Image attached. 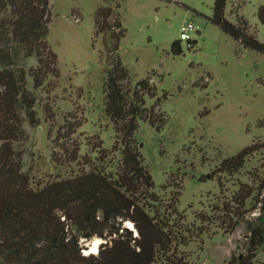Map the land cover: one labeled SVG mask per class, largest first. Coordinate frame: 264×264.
Instances as JSON below:
<instances>
[{"label": "trees", "instance_id": "trees-1", "mask_svg": "<svg viewBox=\"0 0 264 264\" xmlns=\"http://www.w3.org/2000/svg\"><path fill=\"white\" fill-rule=\"evenodd\" d=\"M51 2L0 0V264H189L180 250L189 244L178 207L181 190L174 199L154 190L136 138L140 119L160 129L166 115L160 97L151 106L146 103V95L157 94L152 77L133 85L129 69L116 55L126 35L120 3L99 6L94 17L96 35L112 42L105 90L106 112L115 127L113 147L90 135L88 151L82 153V139L73 138L81 119L67 117L56 129L64 156L54 159L76 163L78 170L37 186L24 170V152L17 144L27 136L26 120L39 122L35 91L53 90L59 76L58 54L48 40ZM228 2L215 0L210 20L241 45L264 53V41L251 31L249 20L228 16ZM257 15L264 23V3ZM188 43L193 47L196 40ZM172 49L182 53L181 41H174ZM31 58L35 64L28 63ZM49 110L46 105L44 111ZM263 149L264 141H255L224 158L217 172L239 174L248 158ZM235 185L199 218L224 233L235 232L247 220V251L232 253L228 263L253 264L259 250L264 251V166L250 170L248 180L238 177ZM253 212L258 213L249 217ZM94 237L106 241L98 252L85 255L83 242Z\"/></svg>", "mask_w": 264, "mask_h": 264}, {"label": "rangeland", "instance_id": "rangeland-1", "mask_svg": "<svg viewBox=\"0 0 264 264\" xmlns=\"http://www.w3.org/2000/svg\"><path fill=\"white\" fill-rule=\"evenodd\" d=\"M214 2L52 0L48 40L58 54L59 76L54 77L53 90L35 91L39 122L26 120L27 136L17 144L24 152V170L35 186L78 170L76 163L60 164L54 159L64 156L56 129L67 117L81 119L73 138L82 139V153L88 151L90 135L113 147L115 127L106 112L105 90L112 42L96 35L94 17L99 6L120 3L126 35L116 55L129 69L133 85L152 77L157 94L146 95V103L151 106L160 97L166 115L160 129L140 119L136 138L153 175L154 190L168 199L181 190L178 207L188 227L189 244L180 250L189 264H229L232 253L247 251V220L235 232L224 233L199 215L210 213L212 205L236 189L238 177L248 180L250 170L264 166L263 149L248 158L241 173L217 172L224 158L264 141V53L241 45L210 20ZM263 3L229 0L227 13L233 21L239 19L237 14L244 15L251 31L264 41V23L257 15ZM189 21L196 25L190 32L191 40H196L193 47L181 38L182 26ZM176 40L181 41L180 54L172 49ZM28 63L35 64L36 58ZM99 238L100 249L106 239ZM92 239L83 242L88 245L86 253L92 249ZM262 262L260 249L253 264Z\"/></svg>", "mask_w": 264, "mask_h": 264}, {"label": "built area", "instance_id": "built-area-1", "mask_svg": "<svg viewBox=\"0 0 264 264\" xmlns=\"http://www.w3.org/2000/svg\"><path fill=\"white\" fill-rule=\"evenodd\" d=\"M195 28H196V25L192 21H189L187 23H184L183 26H182L181 38L183 40L184 39L191 40V34H190V32L192 30H195Z\"/></svg>", "mask_w": 264, "mask_h": 264}, {"label": "bare ground", "instance_id": "bare-ground-1", "mask_svg": "<svg viewBox=\"0 0 264 264\" xmlns=\"http://www.w3.org/2000/svg\"><path fill=\"white\" fill-rule=\"evenodd\" d=\"M129 224H131L132 225V228L134 227V224L131 222V221H128L127 222V225H129ZM92 248H96V252L98 251V249H99V243H100V238L99 237H94L93 239H92ZM89 252H92V249L91 250H89Z\"/></svg>", "mask_w": 264, "mask_h": 264}, {"label": "clouds", "instance_id": "clouds-1", "mask_svg": "<svg viewBox=\"0 0 264 264\" xmlns=\"http://www.w3.org/2000/svg\"><path fill=\"white\" fill-rule=\"evenodd\" d=\"M129 227H132L131 224H129ZM92 252H96V248H92ZM85 255H87V253H84Z\"/></svg>", "mask_w": 264, "mask_h": 264}, {"label": "water", "instance_id": "water-1", "mask_svg": "<svg viewBox=\"0 0 264 264\" xmlns=\"http://www.w3.org/2000/svg\"><path fill=\"white\" fill-rule=\"evenodd\" d=\"M198 33L200 34L201 33V31L200 30H198ZM87 247H88V245H86ZM89 249V248H88Z\"/></svg>", "mask_w": 264, "mask_h": 264}]
</instances>
